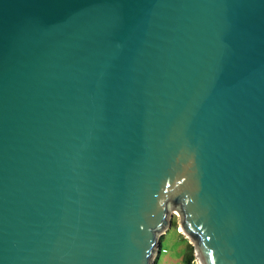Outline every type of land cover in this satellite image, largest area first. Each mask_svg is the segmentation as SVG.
Listing matches in <instances>:
<instances>
[{
  "label": "water",
  "instance_id": "obj_1",
  "mask_svg": "<svg viewBox=\"0 0 264 264\" xmlns=\"http://www.w3.org/2000/svg\"><path fill=\"white\" fill-rule=\"evenodd\" d=\"M264 264V0H0V264Z\"/></svg>",
  "mask_w": 264,
  "mask_h": 264
},
{
  "label": "rangeland",
  "instance_id": "obj_2",
  "mask_svg": "<svg viewBox=\"0 0 264 264\" xmlns=\"http://www.w3.org/2000/svg\"><path fill=\"white\" fill-rule=\"evenodd\" d=\"M177 223H179V218L175 217L173 226L163 234L161 239L162 249L156 258V264H186L185 256L190 241L177 229L179 227Z\"/></svg>",
  "mask_w": 264,
  "mask_h": 264
},
{
  "label": "trees",
  "instance_id": "obj_3",
  "mask_svg": "<svg viewBox=\"0 0 264 264\" xmlns=\"http://www.w3.org/2000/svg\"><path fill=\"white\" fill-rule=\"evenodd\" d=\"M178 229V227H177ZM196 259V256H195V251H194V246L189 243L188 244V251L186 253V256H185V263L186 264H194V261Z\"/></svg>",
  "mask_w": 264,
  "mask_h": 264
},
{
  "label": "built area",
  "instance_id": "obj_4",
  "mask_svg": "<svg viewBox=\"0 0 264 264\" xmlns=\"http://www.w3.org/2000/svg\"><path fill=\"white\" fill-rule=\"evenodd\" d=\"M178 230H181L180 228H178ZM196 256V255H195ZM197 262V263H196ZM194 264H200V262H199V259L197 258V256H196V259H195V261H194Z\"/></svg>",
  "mask_w": 264,
  "mask_h": 264
}]
</instances>
